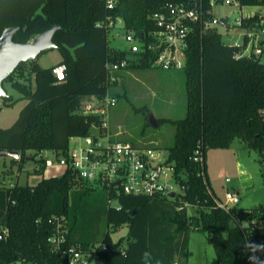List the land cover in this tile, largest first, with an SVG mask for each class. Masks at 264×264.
Instances as JSON below:
<instances>
[{"label":"trees","instance_id":"obj_1","mask_svg":"<svg viewBox=\"0 0 264 264\" xmlns=\"http://www.w3.org/2000/svg\"><path fill=\"white\" fill-rule=\"evenodd\" d=\"M182 1L119 0L111 9L105 0H0V36L5 28L17 26L14 41L26 43L59 24L54 35L62 53L58 63L67 65L65 78L58 80L56 64L43 67L25 61L17 67L27 66L22 80L14 77L17 68L4 80L11 81L20 96L0 97V112L21 99L27 103L12 125L0 126V148L20 151L21 157L13 158L20 169L29 150L36 154L33 159L42 150L66 153L72 136L86 135L102 122L99 113L85 112L84 99L103 97L114 84L107 63L128 56L126 50L110 46L109 20L121 17L129 30L155 29L150 16L169 2ZM241 2L264 6V0ZM250 20L257 21L258 16ZM242 49L225 43L219 30L203 32L200 23L190 37L183 68L187 113L178 119L157 118V125L168 121L176 126L168 160L186 186L181 196L162 199L96 189L69 167L36 185H0V227L7 230H1L0 264L21 260L56 264L58 254L48 237L58 222L67 228L66 246L81 245L103 264H189L192 229L207 233L220 264H250L255 240L264 237V227L252 226L254 220L264 221V205L223 208L207 171L208 150L229 147L236 138L264 155V56L236 58ZM154 57L144 53L131 59L125 70L151 67ZM197 149L203 162L195 160ZM36 172L42 173L43 166ZM184 204L196 206L197 212L188 214ZM101 216L109 226L128 224L125 247L109 233L98 239L96 223Z\"/></svg>","mask_w":264,"mask_h":264},{"label":"rangeland","instance_id":"obj_2","mask_svg":"<svg viewBox=\"0 0 264 264\" xmlns=\"http://www.w3.org/2000/svg\"><path fill=\"white\" fill-rule=\"evenodd\" d=\"M252 12H264V6L240 5L237 6L228 0L224 4L213 7L216 17L229 16L230 21L236 24L237 18ZM219 32L225 43L236 44L244 39L246 32L252 29L242 26L227 28L218 26ZM125 29L117 25L110 32L109 43L112 48L126 49L129 42L125 39ZM62 53L58 47L41 52L36 61L43 67H50L61 61ZM27 66L24 63L16 69L14 77L23 79ZM123 80L114 82L109 87V95L116 99L108 110V122L111 132L122 139L133 142L141 147H151L157 150L161 157L169 155V147L174 142L176 126L168 121L159 125L150 122V115L156 118H182L187 113L186 74L184 69H163L157 66L133 68L122 70ZM8 94L17 98L20 92L13 88L12 82H4ZM85 107L95 105L98 100L94 97L85 98ZM26 100H19L14 106L4 105L0 112V125L10 126L17 119ZM98 104V103H97ZM83 142L76 137L70 141V146ZM28 154H34L29 150ZM55 158L50 150H42L35 159L26 160L20 169V163L9 155L0 156V185L21 184L36 185L42 178L60 176L65 168L58 164L46 166L42 157ZM43 166V172L36 170ZM207 171L210 187L217 199L226 202L228 191L238 196V201L231 206L251 209L264 205V155L257 149L246 146L236 138L229 147L210 148L207 152ZM78 186V185H77ZM94 188L102 189L103 186L95 185ZM106 189H108L106 187ZM113 205L117 199L111 200ZM188 214L197 212V207L184 204ZM99 230L98 239L109 233L115 240H122L120 247L126 246L128 224L124 223L114 227L107 224L105 216H101L96 223ZM189 264H220L216 248L208 240L207 233L201 230L190 231ZM14 264H19L15 262Z\"/></svg>","mask_w":264,"mask_h":264},{"label":"built area","instance_id":"obj_3","mask_svg":"<svg viewBox=\"0 0 264 264\" xmlns=\"http://www.w3.org/2000/svg\"><path fill=\"white\" fill-rule=\"evenodd\" d=\"M227 0H185L165 4L164 8L155 12L150 18L155 22L156 28L143 32L140 37L139 31L126 28L125 20L118 17L109 20V25L115 28L121 25L125 29V39L129 47L124 49L128 52L127 58L108 62L107 68L111 82L123 80L120 76L131 59H139L144 53H154L152 66L163 69H182L186 65L187 50L190 46V37L200 23L202 31L218 30L222 25L227 28L242 26L251 28L244 35V39L237 45L243 49L235 54L236 58L243 56H264V12H252L246 16L237 18L236 24L230 21L229 16L216 17L213 7L224 4ZM242 6L241 0H228ZM119 0H105L108 8L117 6ZM258 16V20L251 18ZM100 25V23H98ZM113 30V29H112ZM111 30V31H112ZM66 63H58L53 72L58 80L65 78ZM98 104L85 107V112L99 113L102 116L101 124H94L86 135L72 136L82 138L83 142L69 148L66 153L50 150L55 158L42 157L46 166L56 164L66 168H72L77 177L91 186L99 185L115 189L118 193L129 195H145L162 199H173L185 192V184L179 174L176 173L175 164L168 160L169 155L161 157L157 150L151 147H141L133 142L115 136L110 130L108 122V110L116 99L107 93L103 97H94ZM42 152V151H41ZM195 160L203 162L200 149L196 150ZM183 178L186 177L183 173ZM175 193V196L172 194ZM226 202L219 201V205L229 209L230 204L238 201L236 193L228 191ZM254 229L263 228V220H254ZM5 233L6 229H1ZM67 228L62 222L51 231L48 242L58 254L56 264H103V260L93 256L92 251L85 250L81 245L72 244L66 246ZM19 264H40L21 260ZM14 264V263H12ZM250 264H264V237L255 240L251 249Z\"/></svg>","mask_w":264,"mask_h":264},{"label":"water","instance_id":"obj_4","mask_svg":"<svg viewBox=\"0 0 264 264\" xmlns=\"http://www.w3.org/2000/svg\"><path fill=\"white\" fill-rule=\"evenodd\" d=\"M60 28L59 24H53L50 28L36 35L31 41L20 43L14 41L13 37L18 30L17 26H10L3 30L0 36V97L8 95L3 86L4 80L11 75L21 62H36L37 56L44 50L56 48L58 45L54 42V35ZM143 37V32H138ZM150 122L157 125V118L150 115ZM9 155L12 158L19 159L21 153L18 150L0 148V156ZM36 155V154H35ZM33 154L27 156V160L33 159ZM176 194L173 193L172 196ZM2 234L0 232V240Z\"/></svg>","mask_w":264,"mask_h":264},{"label":"crops","instance_id":"obj_5","mask_svg":"<svg viewBox=\"0 0 264 264\" xmlns=\"http://www.w3.org/2000/svg\"><path fill=\"white\" fill-rule=\"evenodd\" d=\"M122 79H123V78H122ZM21 100H26V99H21ZM26 103H27V100H26ZM26 103H25V104H26ZM25 104H24V105H25ZM24 105H23V106H24ZM21 109H22V108H21ZM0 115H1V114H0ZM0 126H1V127H7V126H2V125H0Z\"/></svg>","mask_w":264,"mask_h":264}]
</instances>
